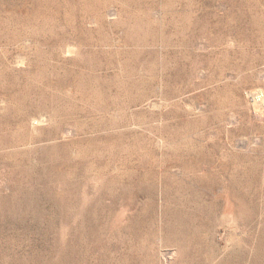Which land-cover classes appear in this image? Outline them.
Wrapping results in <instances>:
<instances>
[{
	"label": "rangeland",
	"instance_id": "374dc122",
	"mask_svg": "<svg viewBox=\"0 0 264 264\" xmlns=\"http://www.w3.org/2000/svg\"><path fill=\"white\" fill-rule=\"evenodd\" d=\"M262 99L264 0H0V264H264Z\"/></svg>",
	"mask_w": 264,
	"mask_h": 264
},
{
	"label": "bare ground",
	"instance_id": "6f19581e",
	"mask_svg": "<svg viewBox=\"0 0 264 264\" xmlns=\"http://www.w3.org/2000/svg\"><path fill=\"white\" fill-rule=\"evenodd\" d=\"M246 91V90H245ZM254 91V90H253ZM259 92V91H258ZM255 93V91H254ZM253 93V94H254ZM262 96H263V93H262ZM255 97L258 98L260 101L261 97L258 93L256 94L255 93ZM249 98V97H248ZM248 100V99H247ZM264 101V99H262ZM262 103V101H260ZM260 106V105H259ZM255 112V111H254ZM263 120V119H262ZM224 215L226 217H228L230 220H235L236 216H237V205H235L234 203H232L230 200H228L226 202V205H225V213ZM234 222V221H233Z\"/></svg>",
	"mask_w": 264,
	"mask_h": 264
}]
</instances>
